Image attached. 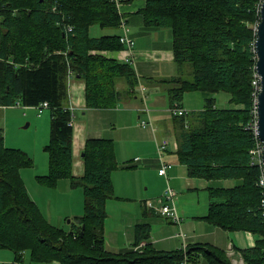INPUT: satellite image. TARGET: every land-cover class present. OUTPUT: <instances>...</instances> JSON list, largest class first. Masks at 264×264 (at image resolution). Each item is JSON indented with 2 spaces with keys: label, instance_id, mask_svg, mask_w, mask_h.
Masks as SVG:
<instances>
[{
  "label": "trees",
  "instance_id": "16d2710c",
  "mask_svg": "<svg viewBox=\"0 0 264 264\" xmlns=\"http://www.w3.org/2000/svg\"><path fill=\"white\" fill-rule=\"evenodd\" d=\"M143 1L144 27L169 29L177 71L186 64L192 69L191 80L159 81L168 86V109L182 108L186 93L206 94L201 110L172 115L178 163L189 178L239 181L232 188L209 190L213 201L202 220L226 232L252 234L254 246L240 251L242 264H264L261 169L249 153L257 145L251 102L257 0ZM121 21L114 0H0V107L48 104L50 132L43 147L48 172L36 177L37 183L53 189L65 179L83 194L82 215L68 230L49 224L19 175L33 167L32 159L5 147L0 130V250L17 261L27 254L35 263L178 264L185 255L189 264L200 257L207 264H231L226 252L207 244L188 245L185 253L161 252L149 244L120 254L104 248L105 204L114 198L111 174L118 164L111 140L87 139L84 174L72 176L67 82L69 77L84 81L87 109H113L124 97H137L139 83L130 63L90 54L125 50L120 35H89L93 26L118 31ZM219 92L236 108H216L212 96ZM147 239L148 227L136 226L134 246Z\"/></svg>",
  "mask_w": 264,
  "mask_h": 264
},
{
  "label": "crops",
  "instance_id": "0c3cea01",
  "mask_svg": "<svg viewBox=\"0 0 264 264\" xmlns=\"http://www.w3.org/2000/svg\"><path fill=\"white\" fill-rule=\"evenodd\" d=\"M114 1L122 15V20L127 25L128 36L134 40V47L131 51H91L90 54H97L105 59H113L120 63H124L125 59L129 60L135 70L138 85L145 88L147 95L149 93L148 97L146 95V106L153 111L154 103H159V107L164 108L165 99L168 102L166 93L168 86L159 83V81L179 76L173 63L171 32L169 29V32L166 31L165 28L148 29L144 27L143 18L140 15V10L145 7L143 0ZM120 34H122L121 29L99 36ZM84 90V81L73 77L68 78V108L72 115L71 174L74 178H81L84 174L82 151L87 139L111 140L115 160L118 164V168L111 174L114 198L107 200L105 204V250L109 253L120 254L141 250L145 244H149L157 251L173 252L192 244H207L226 252L231 261L242 262L240 251L254 246V236L247 232H226L202 220L213 201L210 199L209 190L222 188L215 187L214 183L218 180L206 181L189 178L186 167L177 161L176 141L173 143V150L168 151L167 147L163 153L162 161L172 165L171 169L167 171V178L158 176L159 158L156 144L160 142L161 134L155 127V130L152 131L149 127L142 128L140 126L139 122L144 116L141 113L143 101L139 93L136 92L137 97L132 99L126 97L113 109H87ZM202 97L203 108L205 96ZM227 103L229 104V97L224 103L225 107ZM182 108L187 112L195 111L189 105H184ZM235 108L230 105L225 109ZM23 117L30 119L27 116ZM172 124L171 130L174 135L173 119ZM39 140L41 142L38 143L37 149L34 151L44 155L43 147L47 144L48 137L46 139L41 137ZM25 153L31 156L29 150H26ZM33 161L32 168L19 171L27 194L49 224L65 230L61 226L62 219L70 217L71 222L72 219L82 215V191L80 188H71L69 181L65 179L59 180L53 189L39 185L36 177L47 174L48 158L41 156L37 157V160L33 158ZM149 172L154 173L155 179L161 185L157 190L159 193L148 194L149 186L143 178L149 176L146 175ZM23 174L27 175L26 179ZM218 184L226 186L224 188H232L237 186L239 181L226 180ZM143 185L147 187L142 189ZM167 186L175 193L174 205L177 215L181 219L180 224L159 216L145 204L151 201L154 206L158 207L164 203L162 192ZM31 192L34 196L31 195ZM42 202L44 205H41ZM138 225L148 227L149 239L135 247V228ZM67 226L66 230L69 229V225ZM13 260L14 256L11 252L0 251V262H12ZM201 260L199 259L196 264H201ZM22 264L55 263H35L29 259L25 262L23 256Z\"/></svg>",
  "mask_w": 264,
  "mask_h": 264
},
{
  "label": "rangeland",
  "instance_id": "374dc122",
  "mask_svg": "<svg viewBox=\"0 0 264 264\" xmlns=\"http://www.w3.org/2000/svg\"><path fill=\"white\" fill-rule=\"evenodd\" d=\"M166 31H168V29ZM108 32L110 31L101 30L97 26H93L89 29V35L92 37H97L99 35H102L103 33H108ZM191 72H192L191 67L188 64H186L183 66L182 70H180L179 77L185 80H191L192 79ZM205 95L206 94H203L201 92L186 93L183 96V99L181 101V107H183L184 105H189L190 107H192L193 110L197 111L198 109L202 108L203 106L202 96H205ZM253 95H254V88L251 94L252 106H253V99H254ZM125 98L126 97H124L123 99ZM214 98H215V106L219 109H225L231 105L227 103V106L225 107L224 103L227 102L228 95L224 92L216 93L214 95ZM159 106H160L159 103H154L152 107L153 111L148 107L150 111V121H151L152 127L153 128L155 127V129L159 130V133L161 134L160 135L161 138L159 139H165L166 141L169 142L168 151H171L173 150L172 146H173V143L175 142L174 140L175 137L171 130L173 127V124H172L173 116L172 114L168 113V102L166 99L164 102V108H160ZM50 114H51L50 110H45L41 115H38L35 109H29L28 107H21V106L20 107H5V108L0 107V130L3 135L4 144L6 145L4 146L7 148L20 149L24 152L26 150H29L31 152V156L35 160H37V157L47 156L46 153L42 155L41 152L34 151V150L37 149L38 143L41 142V140H39L41 137L44 139L49 137ZM23 116L30 117V119H24ZM26 125L27 127H25ZM176 148H177V145H176ZM31 156L30 158L33 161V158ZM33 166H34V161H33ZM23 175L26 179L27 175L26 174H23ZM146 175H149V176H146L143 179L145 183L148 184L149 186L148 194L152 195L155 193H159L157 192V190H158V187L161 185L155 179L154 173L149 172V173H146ZM224 181L226 180L215 181L214 183L215 187H222V188L226 187L224 185L221 186L218 184L219 182H224ZM227 181L237 182L236 180H227ZM142 187H143L142 189H145V187L147 186L143 185ZM205 194H206V191H205ZM31 195L34 196L33 192H31ZM36 196L37 195L35 194V197ZM41 205H44L43 202L41 203ZM70 219H71L70 217H67L61 220V223H62L61 226L64 227L65 230L68 227L67 225H69L67 221ZM0 251L7 252V250H0ZM2 254H5V253H2ZM24 257H25V262H27V260L29 259V256L25 254ZM200 259H202L201 264H206V261L203 258L200 257ZM1 263L11 264V261H8V262L3 261V262H0V264ZM232 263H233V260L231 261V264Z\"/></svg>",
  "mask_w": 264,
  "mask_h": 264
},
{
  "label": "built area",
  "instance_id": "2783aa9c",
  "mask_svg": "<svg viewBox=\"0 0 264 264\" xmlns=\"http://www.w3.org/2000/svg\"><path fill=\"white\" fill-rule=\"evenodd\" d=\"M263 1L264 0H257V2L255 4L254 9H255V13L258 15V18H259V12H260V5ZM119 28L122 31V34H120V36H119L120 44L123 45V47L125 48L126 51H131L134 47V41L131 37L128 36L127 25L124 23V21L120 22ZM70 30H71L70 27H68L66 29L67 32H69ZM124 63H130V62H129V60L125 59ZM252 86L254 88V95H253L254 99H253V106H252V111H253L252 120H253L254 134L256 135L255 107H256V96H257V93L259 91V77L256 75L255 71L253 73ZM135 91L139 93V95L141 96V99L143 101L141 113L144 117L139 122L140 126L142 128L149 127L152 131H154L155 129L152 127V124L150 121V111H149L148 107L146 106L145 88L142 87L141 85H138L135 88ZM14 107H20V105L18 103H16L14 105ZM35 110L37 111L38 115H41L42 112H44L45 110H48V104L46 102H43V103L39 104L38 106H36ZM168 113L172 114L173 116H177V117H184L187 115V111L184 108L177 107L176 105H174L172 108H169ZM256 138H257V136H256ZM168 145H169V142L166 141L165 139H161L160 142H158L156 144L157 155L159 158V168L157 170V174H158V176L164 177V178H167V175H166L167 171L170 170L172 167L171 164L164 163L162 161L163 153L167 149ZM261 152H262V146H261V143L257 140V145L252 150H250L249 153L252 156L253 162H256L258 164V166L260 167V169H261ZM253 162L251 164H253ZM258 186L262 189V192H263V199L261 200V206H262L263 211H264V175L262 173V169H261L260 178L258 180ZM162 199L164 200V203H162L158 207L154 206V204L151 201H148L145 204L149 209L156 212L159 216H161L167 220H170L173 223L180 224L181 219L177 215V211H176V208L174 205L175 193L169 186H167L165 188V190L163 191ZM182 250H183V253H185V247H183ZM23 256L24 255H22V258H23ZM11 264H22V260H18V261L13 260L11 262ZM178 264H189L187 261V257L185 255H183V259ZM232 264H242V262H238L236 260H233Z\"/></svg>",
  "mask_w": 264,
  "mask_h": 264
},
{
  "label": "water",
  "instance_id": "95a60500",
  "mask_svg": "<svg viewBox=\"0 0 264 264\" xmlns=\"http://www.w3.org/2000/svg\"><path fill=\"white\" fill-rule=\"evenodd\" d=\"M256 39L254 42L255 66L254 71L259 77V91L256 96V136L261 143V169L264 175V1L260 5L259 21L255 28ZM78 78V77H77ZM27 127V125L25 126ZM70 220L67 221L69 223ZM83 229V227H82ZM71 235L72 232H69ZM82 235V232H81Z\"/></svg>",
  "mask_w": 264,
  "mask_h": 264
}]
</instances>
